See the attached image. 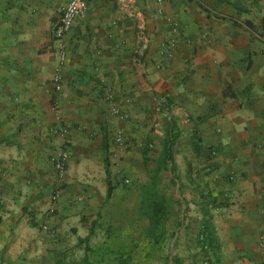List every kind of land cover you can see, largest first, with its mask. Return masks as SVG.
<instances>
[{
  "label": "crops",
  "instance_id": "obj_1",
  "mask_svg": "<svg viewBox=\"0 0 264 264\" xmlns=\"http://www.w3.org/2000/svg\"><path fill=\"white\" fill-rule=\"evenodd\" d=\"M65 2L0 0V264L121 253L96 245L91 225L108 187L129 184L116 174L149 158L201 223L210 216L213 248L177 247L178 264H264V0H88L59 64L51 31Z\"/></svg>",
  "mask_w": 264,
  "mask_h": 264
},
{
  "label": "rangeland",
  "instance_id": "obj_2",
  "mask_svg": "<svg viewBox=\"0 0 264 264\" xmlns=\"http://www.w3.org/2000/svg\"><path fill=\"white\" fill-rule=\"evenodd\" d=\"M153 168L149 158L143 169L133 164L132 173L116 174L115 180L127 179L129 184L108 187L91 226L99 231L96 245L121 253L92 251L90 264H178L185 255L171 254L175 248L200 247L201 207L184 198L185 190L177 192L167 171L155 173Z\"/></svg>",
  "mask_w": 264,
  "mask_h": 264
},
{
  "label": "built area",
  "instance_id": "obj_3",
  "mask_svg": "<svg viewBox=\"0 0 264 264\" xmlns=\"http://www.w3.org/2000/svg\"><path fill=\"white\" fill-rule=\"evenodd\" d=\"M184 2H193L194 0H182ZM88 7V0H66L64 6L61 8L59 17L56 23L52 27L51 36L52 40L56 42V49L58 54L59 64L64 61L65 51L62 44V37L70 30L75 19H80L86 14ZM177 31L176 26H173L172 32ZM174 47V39L171 38L167 41L166 48L170 51ZM168 54V52H166ZM51 85L54 93H58L61 89V75L56 69L51 77ZM63 133V130H60ZM115 141L119 142V135H115ZM68 160V154L65 151H58L55 155L50 158L51 167L55 177V184L53 191L49 196V204L51 205L48 209L49 213L53 212L52 206L57 201L60 192L61 185L65 177V164ZM264 161V157H263ZM126 184L127 180H123ZM258 251L260 256L264 259V236H260L257 242Z\"/></svg>",
  "mask_w": 264,
  "mask_h": 264
},
{
  "label": "trees",
  "instance_id": "obj_4",
  "mask_svg": "<svg viewBox=\"0 0 264 264\" xmlns=\"http://www.w3.org/2000/svg\"><path fill=\"white\" fill-rule=\"evenodd\" d=\"M262 22L264 26V21L262 20ZM248 27L250 29L252 28L251 26H248ZM173 142H174V138L171 134V128H169V125H168L164 140L162 142V148H163V154H164L163 160L170 161L169 150ZM192 150L195 153V155H197L200 152V146H199L198 140L193 141ZM108 194H109V190L106 191V196H108ZM209 219H210V216L208 217V219L202 221L200 228H199L198 240H199L200 247L211 249L213 248L215 241L211 237Z\"/></svg>",
  "mask_w": 264,
  "mask_h": 264
}]
</instances>
